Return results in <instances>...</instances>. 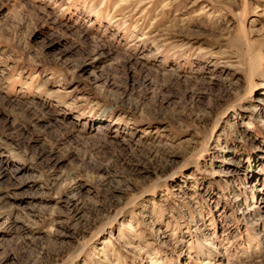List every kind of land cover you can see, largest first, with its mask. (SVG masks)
<instances>
[{
  "label": "rangeland",
  "instance_id": "374dc122",
  "mask_svg": "<svg viewBox=\"0 0 264 264\" xmlns=\"http://www.w3.org/2000/svg\"><path fill=\"white\" fill-rule=\"evenodd\" d=\"M0 264H264V0H0Z\"/></svg>",
  "mask_w": 264,
  "mask_h": 264
}]
</instances>
